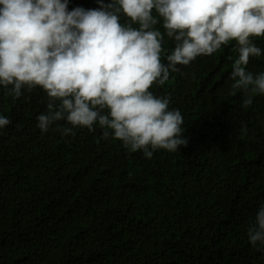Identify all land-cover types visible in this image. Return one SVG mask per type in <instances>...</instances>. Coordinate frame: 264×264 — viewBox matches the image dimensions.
<instances>
[{
  "label": "trees",
  "instance_id": "trees-1",
  "mask_svg": "<svg viewBox=\"0 0 264 264\" xmlns=\"http://www.w3.org/2000/svg\"><path fill=\"white\" fill-rule=\"evenodd\" d=\"M78 7L100 4L69 0L68 11ZM155 27L163 32L162 21ZM253 43L261 56L246 70L255 75L264 38ZM174 45L165 36L164 63ZM236 47L178 65L152 87L180 111L188 144L151 158L104 139L98 124L66 136L60 121L42 133L46 93L14 98L0 86L10 120L0 129V264H264L248 237L264 206V95L245 108L242 91L231 94Z\"/></svg>",
  "mask_w": 264,
  "mask_h": 264
},
{
  "label": "clouds",
  "instance_id": "clouds-1",
  "mask_svg": "<svg viewBox=\"0 0 264 264\" xmlns=\"http://www.w3.org/2000/svg\"><path fill=\"white\" fill-rule=\"evenodd\" d=\"M68 2L0 0V86L14 98L24 88L46 93L47 111L37 117L42 133L60 121L65 126L57 130L66 136L98 124L104 139L146 158L186 147L180 111L151 89L164 86L178 65L233 41L231 94L241 90L245 108L252 93L264 95V73L246 70L251 57L261 56L253 38H264V0H97L99 9L72 11ZM161 21L163 32L155 27ZM165 36L175 42L167 63ZM9 124L0 116V129ZM248 237L264 248V206Z\"/></svg>",
  "mask_w": 264,
  "mask_h": 264
}]
</instances>
